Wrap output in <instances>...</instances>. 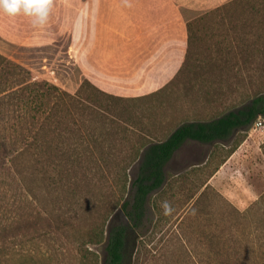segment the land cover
I'll list each match as a JSON object with an SVG mask.
<instances>
[{
    "label": "trees",
    "instance_id": "trees-1",
    "mask_svg": "<svg viewBox=\"0 0 264 264\" xmlns=\"http://www.w3.org/2000/svg\"><path fill=\"white\" fill-rule=\"evenodd\" d=\"M186 34L185 57L175 77L135 98L106 93L87 79L71 94L33 80L0 54L2 74L14 70L22 75L16 82L6 79L0 88V121L15 138L9 170L24 195V211L31 215L17 214L10 225L21 239H27L32 226V239L72 234L86 239L77 249L80 264H98L86 246L107 238L104 264H128L134 229L141 226V243L152 240L142 239L152 222L150 202L167 187L165 168L175 153L189 141L223 145L233 139L228 158L245 139L237 136L264 119V0H229L198 13L186 20ZM240 61L250 65L246 77ZM230 73H241L236 104L213 118L180 122L160 140L148 135L141 142V132L131 121L137 116L132 103L161 93L184 75L192 76L190 88L200 84L201 92L214 98L223 92V76ZM135 163L137 174L130 181ZM213 193L208 180L196 186L181 203L185 216L208 208ZM224 203L240 221L239 238L204 239L206 264H264V192L244 211ZM39 223L47 229L37 227Z\"/></svg>",
    "mask_w": 264,
    "mask_h": 264
},
{
    "label": "rangeland",
    "instance_id": "rangeland-1",
    "mask_svg": "<svg viewBox=\"0 0 264 264\" xmlns=\"http://www.w3.org/2000/svg\"><path fill=\"white\" fill-rule=\"evenodd\" d=\"M84 1L55 0L48 21L42 27L34 26L29 17L22 15H0V54L21 66L33 80L47 81L74 94L86 79L79 66V58L75 56L76 51L82 50V56L88 57L89 51L95 52L106 46L113 55H117L120 53L118 49L125 45L138 49L141 45L148 48L163 43L160 36L141 34V3L132 2L135 0H96L84 4ZM188 1L190 3L187 4ZM227 1L183 0L186 6L192 8H179L181 16L177 33L170 37L177 50L174 55H181V40L183 32L186 33V28L184 31L181 29V21L186 22L198 13ZM80 8L84 10L76 15ZM130 21H134L136 26L130 25ZM129 51L122 50L133 53ZM148 54H152L154 59L160 55L158 50ZM240 64L244 69L242 77L248 76L250 73H247L246 67H250L249 63L240 61ZM17 72L13 70L2 74L0 71V88L6 79L13 82L22 79ZM240 74L223 76V92L214 98L201 92L200 84L190 88L192 76L184 75L161 93L132 103L137 116L131 121L141 132V142L142 137L148 135L154 140L162 139L180 122L206 120L229 109L241 98ZM159 86L156 84L153 89ZM261 121V125L252 126L237 136L240 139L251 135L250 140L242 141L237 153L222 165L220 163L225 157L227 159L233 139L223 145L189 141L176 152L165 168L167 187L163 193L152 196L150 202L153 207L149 215L152 222L142 239L152 240L141 243V226L134 229V239L129 243L128 253L132 252V255L128 264H206L209 254L204 239L239 238L236 232L240 221L236 212L226 206L224 199L237 210L244 211L264 192V119L261 118ZM11 132L0 121V264H80L77 249L86 239H74L72 234L63 235L62 232L32 239L36 236L34 226L26 231L24 238L27 239H21L10 227L17 214L25 216L29 213L24 211V195L9 170L8 159L15 139L11 137ZM217 167L218 172L211 176ZM137 170L138 163H135L129 170L130 181L136 177ZM206 180L215 190L210 206L200 207L190 217L185 216L186 209L182 211L181 203ZM163 201L171 205L172 212L168 215L161 207ZM192 218L195 220L192 221ZM36 226L47 229L42 223ZM15 233L17 235L13 237ZM106 245L107 238L98 245L86 246L98 264H104ZM86 264L94 263L88 260Z\"/></svg>",
    "mask_w": 264,
    "mask_h": 264
},
{
    "label": "crops",
    "instance_id": "crops-1",
    "mask_svg": "<svg viewBox=\"0 0 264 264\" xmlns=\"http://www.w3.org/2000/svg\"><path fill=\"white\" fill-rule=\"evenodd\" d=\"M95 1L85 0L83 3L90 4ZM132 2L141 3V34L160 36L163 38V43L148 48L146 45H141V48L138 49L132 45H125L118 49L120 53L117 55H113L106 46L95 52L89 51L88 57L82 56V50L75 52V56L79 58V66L88 81L106 93L127 98L151 94L163 88L173 79L185 57L187 34L183 32L179 57L174 55L177 50L170 37L177 33L178 20L181 16V14L179 15V8H192L186 6L183 0H135ZM78 10L76 15H79V12L84 9ZM129 24L136 26L134 21H130ZM185 28L186 22L182 20L181 29L184 31ZM123 49L133 53H124L122 52ZM155 50L160 53L157 59H154L152 54H148ZM86 58L88 59L85 60ZM134 77L137 78L133 79ZM156 84L160 86L153 89ZM250 137L251 135L245 138L243 142H248ZM237 151L238 149L226 160H230Z\"/></svg>",
    "mask_w": 264,
    "mask_h": 264
},
{
    "label": "clouds",
    "instance_id": "clouds-1",
    "mask_svg": "<svg viewBox=\"0 0 264 264\" xmlns=\"http://www.w3.org/2000/svg\"><path fill=\"white\" fill-rule=\"evenodd\" d=\"M55 0H0V15L9 17H29L34 26H44L49 18ZM161 207L164 214L172 212L168 201H163Z\"/></svg>",
    "mask_w": 264,
    "mask_h": 264
},
{
    "label": "built area",
    "instance_id": "built-area-1",
    "mask_svg": "<svg viewBox=\"0 0 264 264\" xmlns=\"http://www.w3.org/2000/svg\"><path fill=\"white\" fill-rule=\"evenodd\" d=\"M262 124V121H261V118H259L255 123H254V127H256V126H259V125H261Z\"/></svg>",
    "mask_w": 264,
    "mask_h": 264
}]
</instances>
